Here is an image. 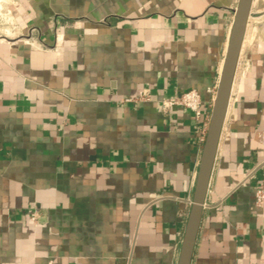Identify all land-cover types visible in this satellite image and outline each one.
Listing matches in <instances>:
<instances>
[{
	"label": "crops",
	"instance_id": "1",
	"mask_svg": "<svg viewBox=\"0 0 264 264\" xmlns=\"http://www.w3.org/2000/svg\"><path fill=\"white\" fill-rule=\"evenodd\" d=\"M12 2L0 264H178L239 0ZM244 42L192 264H264V0Z\"/></svg>",
	"mask_w": 264,
	"mask_h": 264
},
{
	"label": "water",
	"instance_id": "2",
	"mask_svg": "<svg viewBox=\"0 0 264 264\" xmlns=\"http://www.w3.org/2000/svg\"><path fill=\"white\" fill-rule=\"evenodd\" d=\"M253 0H239L206 133L178 264H192Z\"/></svg>",
	"mask_w": 264,
	"mask_h": 264
},
{
	"label": "built area",
	"instance_id": "3",
	"mask_svg": "<svg viewBox=\"0 0 264 264\" xmlns=\"http://www.w3.org/2000/svg\"><path fill=\"white\" fill-rule=\"evenodd\" d=\"M217 89L218 87L215 89V97H216ZM162 106L165 110H170L175 107H183V108H186L192 111L198 120H202L205 118V113H204L203 104H202V95L199 91L195 89L186 91L173 99H165L162 102ZM210 118L211 117H209L207 119V122H205L203 125L205 134L207 133V130H208ZM256 205L258 207L264 206V189L263 188H259L256 192ZM36 218L37 217L34 216L33 220H36Z\"/></svg>",
	"mask_w": 264,
	"mask_h": 264
},
{
	"label": "rangeland",
	"instance_id": "4",
	"mask_svg": "<svg viewBox=\"0 0 264 264\" xmlns=\"http://www.w3.org/2000/svg\"><path fill=\"white\" fill-rule=\"evenodd\" d=\"M13 0H0V35H15L14 27L18 13L13 7ZM24 12V11H23ZM16 18V19H15Z\"/></svg>",
	"mask_w": 264,
	"mask_h": 264
},
{
	"label": "bare ground",
	"instance_id": "5",
	"mask_svg": "<svg viewBox=\"0 0 264 264\" xmlns=\"http://www.w3.org/2000/svg\"><path fill=\"white\" fill-rule=\"evenodd\" d=\"M244 46H245V42L243 43V48H244ZM243 50V49H242ZM222 68H223V66H222ZM234 91V89L232 90V92Z\"/></svg>",
	"mask_w": 264,
	"mask_h": 264
}]
</instances>
